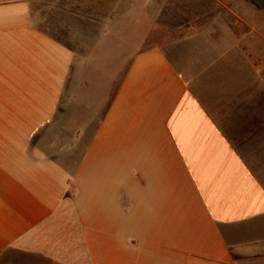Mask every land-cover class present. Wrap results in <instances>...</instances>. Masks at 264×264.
I'll return each mask as SVG.
<instances>
[{
	"label": "crops",
	"instance_id": "1",
	"mask_svg": "<svg viewBox=\"0 0 264 264\" xmlns=\"http://www.w3.org/2000/svg\"><path fill=\"white\" fill-rule=\"evenodd\" d=\"M45 1L0 0V264H264V10L114 0L69 42Z\"/></svg>",
	"mask_w": 264,
	"mask_h": 264
},
{
	"label": "rangeland",
	"instance_id": "2",
	"mask_svg": "<svg viewBox=\"0 0 264 264\" xmlns=\"http://www.w3.org/2000/svg\"><path fill=\"white\" fill-rule=\"evenodd\" d=\"M111 1L114 0H49L42 2L41 5L46 12L45 14L49 13L47 16L50 17L49 22L46 24L47 30L60 39L69 42L71 35L75 34L76 31H83L91 35L92 22L96 21L99 17L107 16ZM259 13L260 16L256 18V22L261 26V30H264V11H260ZM165 32L168 31L166 30ZM176 35L178 34L176 33ZM254 37L252 36L250 39ZM247 44V47L251 48L255 54L264 58L263 41L258 40L255 46H253L255 42L251 46H249L250 42H245V46ZM260 69L263 71L264 68L260 67ZM260 82L261 85H264V78H260ZM253 137L264 139L262 133L260 136L255 135ZM234 144L241 150L247 162L264 181V140L247 143L235 141ZM254 154L258 156L253 157Z\"/></svg>",
	"mask_w": 264,
	"mask_h": 264
},
{
	"label": "water",
	"instance_id": "3",
	"mask_svg": "<svg viewBox=\"0 0 264 264\" xmlns=\"http://www.w3.org/2000/svg\"><path fill=\"white\" fill-rule=\"evenodd\" d=\"M264 10V0H254Z\"/></svg>",
	"mask_w": 264,
	"mask_h": 264
}]
</instances>
